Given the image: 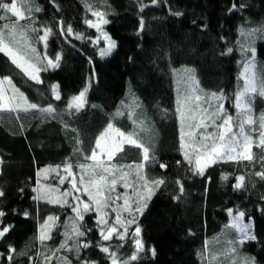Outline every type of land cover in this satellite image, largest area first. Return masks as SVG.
Masks as SVG:
<instances>
[{
  "label": "trees",
  "instance_id": "trees-1",
  "mask_svg": "<svg viewBox=\"0 0 264 264\" xmlns=\"http://www.w3.org/2000/svg\"><path fill=\"white\" fill-rule=\"evenodd\" d=\"M7 3L0 0V27L17 21ZM24 3L30 10L20 22L50 33L46 46L28 35L43 56L37 81L0 51V77L39 107L0 111V264H264V92L248 96L250 152L200 173L182 145L174 80L181 67L193 68L200 87L235 112L243 62L253 52L264 84V0ZM94 12L116 42L106 57ZM85 89V105L72 108ZM133 115L150 135L124 145L113 161L144 162L153 191L136 221L107 238L94 211L80 219L71 202L41 197L38 173L48 166L59 170L52 180L66 166L78 173L109 124L137 128ZM229 210L253 222V239H240Z\"/></svg>",
  "mask_w": 264,
  "mask_h": 264
},
{
  "label": "rangeland",
  "instance_id": "rangeland-1",
  "mask_svg": "<svg viewBox=\"0 0 264 264\" xmlns=\"http://www.w3.org/2000/svg\"><path fill=\"white\" fill-rule=\"evenodd\" d=\"M24 1L26 0H12L11 4L4 5L16 16L17 21L0 27V51L7 54L32 80L37 81L38 64L43 56L39 49L34 48L28 35H38L37 38L46 46L50 32L34 20L27 26L20 22L27 18L30 10V5H25ZM105 24V16L101 12H94L92 26L97 32L95 41L104 40L108 45L101 52L103 57L110 55L116 46V42L105 32ZM46 59L49 60L48 57ZM181 69L174 77L180 134L184 151L193 155L197 171L203 173L216 161L246 156L253 140L248 130L254 123L248 96L257 91L264 92V84L258 76L255 53L243 62V88L237 96L235 112L225 107L220 94L206 92L200 87L192 72L193 68L184 66ZM86 91L83 90L71 100L72 108L80 109L85 105ZM33 109L37 110L39 107L10 79L0 77V111ZM130 122L137 126H130V133L109 124L98 137L89 162L78 173L70 166L64 167L53 180L51 174H59L56 167L48 166L38 173L41 197L52 202H71L74 216L80 219L94 211L99 222L104 225L103 233L107 238L121 232L118 225L127 230L136 221L153 191L152 184L144 178V162L127 166L113 161L124 145L137 143L143 135H150L151 131L145 120L133 115ZM146 151L145 149V161ZM228 214L230 226L237 230L242 241L254 238L251 220H246L243 213L234 210H229ZM44 231L47 232L48 229ZM131 231L138 252L142 247L139 230L133 228ZM136 255L135 253L133 258ZM114 260L115 258L113 264L116 262Z\"/></svg>",
  "mask_w": 264,
  "mask_h": 264
},
{
  "label": "bare ground",
  "instance_id": "bare-ground-1",
  "mask_svg": "<svg viewBox=\"0 0 264 264\" xmlns=\"http://www.w3.org/2000/svg\"><path fill=\"white\" fill-rule=\"evenodd\" d=\"M240 213H242V212H240Z\"/></svg>",
  "mask_w": 264,
  "mask_h": 264
}]
</instances>
